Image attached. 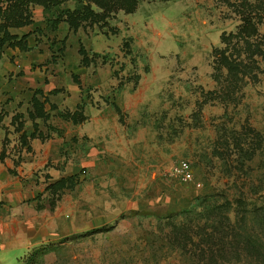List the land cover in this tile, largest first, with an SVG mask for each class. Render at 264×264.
Returning <instances> with one entry per match:
<instances>
[{
    "label": "rangeland",
    "instance_id": "rangeland-1",
    "mask_svg": "<svg viewBox=\"0 0 264 264\" xmlns=\"http://www.w3.org/2000/svg\"><path fill=\"white\" fill-rule=\"evenodd\" d=\"M248 3L264 51V0H142L69 39L39 30L9 75L20 94L0 101V121H31V91L60 90L49 96V121L38 119L49 153L27 179L45 235L25 253L1 249L0 264H264L256 224L236 228L249 234L251 253L217 261L196 258L195 238L177 229L198 196L245 195L252 206L264 195V54L236 85L224 71L222 82L214 77V49ZM77 106L86 120L61 116ZM181 161L192 181L173 174ZM70 175L69 188H45Z\"/></svg>",
    "mask_w": 264,
    "mask_h": 264
},
{
    "label": "trees",
    "instance_id": "trees-1",
    "mask_svg": "<svg viewBox=\"0 0 264 264\" xmlns=\"http://www.w3.org/2000/svg\"><path fill=\"white\" fill-rule=\"evenodd\" d=\"M69 1L75 3L74 8L67 7ZM142 0H0V60L3 57L6 46L19 47L21 50H28L27 36L12 32L13 28H20L33 25L38 29L33 19V7L40 5L44 9L47 29L57 30L61 22L68 24L69 30L77 32L86 26L107 23V18L112 13L123 10L126 13L134 12ZM264 6V3L261 4ZM254 4L248 3V8L241 11V24L235 32L223 34L221 41L222 48H215V73L214 77L218 82H222L220 76L225 72V80L237 84L243 81L245 76L252 75L257 68L254 56L264 54V51L256 43L259 33V21L255 20L252 14ZM256 14V13H255ZM79 53L83 55V62L87 63L86 53L81 46ZM246 54L245 56L243 54ZM224 88V87H223ZM41 94L36 91L35 94ZM34 111H30V116L34 120L36 117L47 119L48 114L44 109V103L38 97H33ZM120 113L118 106L115 107ZM64 117L73 119L78 123L82 119V113L65 112ZM1 117V114H0ZM19 127V126H18ZM36 127V124H35ZM32 133L31 137H35ZM25 141L24 137H21ZM239 150H244L241 142L235 144ZM74 181V176L62 177L47 186L53 192H59L69 188ZM245 195H241L235 200L214 198L213 194L198 196L195 203L183 211L185 221H179L177 229L183 230V234L190 240L195 238V255L199 260L207 259L217 261L228 256L240 258L252 252L248 235L236 233L238 225L247 226L255 230V224L260 229L262 237L264 235V195L252 206L246 202ZM55 204V200L51 205ZM234 214V219L231 214ZM181 215V214H180ZM249 229V228H248ZM194 233H189L190 231ZM98 231V230H97ZM259 232V231H258ZM180 235V234H179ZM242 237V239H241ZM252 255V254H250ZM249 255V256H250Z\"/></svg>",
    "mask_w": 264,
    "mask_h": 264
},
{
    "label": "crops",
    "instance_id": "crops-1",
    "mask_svg": "<svg viewBox=\"0 0 264 264\" xmlns=\"http://www.w3.org/2000/svg\"><path fill=\"white\" fill-rule=\"evenodd\" d=\"M33 19L38 29L33 25L12 29L13 33L19 35L29 34L27 36V45L30 48L36 45L35 39L36 36H39V30L47 31V21L42 6L35 5L33 7ZM80 29L77 32L70 31L68 24L63 21L59 24L58 29L54 31H63V37L69 39L75 36V33L80 32ZM25 51L19 47L6 46L4 48L3 57L0 60V101H7L9 96L16 99L17 95L20 94L18 87L10 85L8 80L10 74H12L11 78H14L18 70L21 69V57L26 53ZM31 87L29 86L28 88ZM36 89L31 91V107L28 109V117L31 121H2L3 119L0 121V241L3 244L2 249L22 248L24 253L32 246H35L40 238L45 235V233L40 232L38 215L32 209L31 199L33 195L30 193L32 187L29 185L31 182H27V179H29V175L33 170L39 167L36 161L38 156L40 154L47 156L49 153V149L44 150L47 145L46 142H43L47 140L48 135L44 136L39 130L38 123L40 121L38 119H41L42 122L49 121L50 114L47 109V104L50 103L49 96L60 92V90L52 89L48 92L40 90L41 94H35ZM34 95L43 101L44 109L48 114L47 119L36 117L33 120L31 118L30 111H34ZM50 106L51 109L57 108L53 101ZM76 110L82 113V119L79 121L86 120L87 112L83 113L79 106L70 112H75ZM116 112L120 114L117 110ZM63 114L61 112V116L64 119L73 121L71 118L64 117ZM32 133L36 134L35 137H31ZM22 136L25 141L21 140ZM20 156L30 157L27 160H19ZM50 183L46 185V189Z\"/></svg>",
    "mask_w": 264,
    "mask_h": 264
},
{
    "label": "built area",
    "instance_id": "built-area-1",
    "mask_svg": "<svg viewBox=\"0 0 264 264\" xmlns=\"http://www.w3.org/2000/svg\"><path fill=\"white\" fill-rule=\"evenodd\" d=\"M173 174L184 182H189L193 180V173L187 161H181L177 166H175L173 168ZM2 248H3V244L0 241V250Z\"/></svg>",
    "mask_w": 264,
    "mask_h": 264
}]
</instances>
